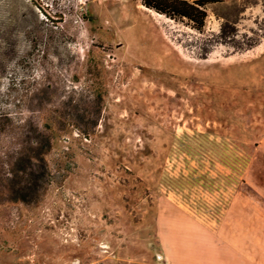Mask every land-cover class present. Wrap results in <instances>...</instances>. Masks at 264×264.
I'll return each mask as SVG.
<instances>
[{
	"label": "rangeland",
	"instance_id": "1",
	"mask_svg": "<svg viewBox=\"0 0 264 264\" xmlns=\"http://www.w3.org/2000/svg\"><path fill=\"white\" fill-rule=\"evenodd\" d=\"M183 1L202 31L142 0H0V264H177L229 226L264 162V0Z\"/></svg>",
	"mask_w": 264,
	"mask_h": 264
},
{
	"label": "crops",
	"instance_id": "2",
	"mask_svg": "<svg viewBox=\"0 0 264 264\" xmlns=\"http://www.w3.org/2000/svg\"><path fill=\"white\" fill-rule=\"evenodd\" d=\"M257 151L264 153L261 148ZM251 168L250 181L242 182V186L250 183L248 194L237 197L234 214L225 217L231 221L229 226L221 225L214 232L203 229L202 247L197 246L191 259L177 264H264V162Z\"/></svg>",
	"mask_w": 264,
	"mask_h": 264
},
{
	"label": "trees",
	"instance_id": "3",
	"mask_svg": "<svg viewBox=\"0 0 264 264\" xmlns=\"http://www.w3.org/2000/svg\"><path fill=\"white\" fill-rule=\"evenodd\" d=\"M206 1H217L222 2L223 0H206ZM143 5L155 11L160 15L176 20L178 18L186 19L191 23V27L196 31H202L204 27L205 14L199 12L194 6L197 2L189 4L183 0H142ZM98 100H102V94L99 93L97 96ZM34 147L32 162L29 163V172L26 175L28 181L27 189L37 192L46 183L47 169L45 163V154L50 149V136L45 132H38L34 129L33 134ZM20 172L23 173L22 170ZM18 192H21V187L18 188ZM21 196V195H19ZM25 196V195H24ZM21 197V198H24ZM24 200V199H21Z\"/></svg>",
	"mask_w": 264,
	"mask_h": 264
},
{
	"label": "built area",
	"instance_id": "4",
	"mask_svg": "<svg viewBox=\"0 0 264 264\" xmlns=\"http://www.w3.org/2000/svg\"><path fill=\"white\" fill-rule=\"evenodd\" d=\"M75 264H78L77 262H75ZM87 264H95V262H91V263H87Z\"/></svg>",
	"mask_w": 264,
	"mask_h": 264
}]
</instances>
